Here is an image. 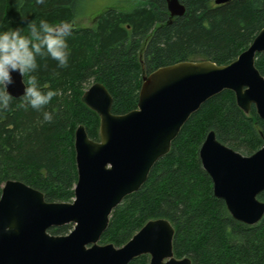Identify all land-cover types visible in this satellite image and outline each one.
<instances>
[{"label": "trees", "instance_id": "obj_1", "mask_svg": "<svg viewBox=\"0 0 264 264\" xmlns=\"http://www.w3.org/2000/svg\"><path fill=\"white\" fill-rule=\"evenodd\" d=\"M179 1L185 6L182 15L171 16L166 0H137L128 9L107 7L91 25L76 27L75 20L86 15L82 0H0V31L20 28L26 35L28 23L38 25L41 19L72 26L67 68L50 57L37 58L42 90L57 92L45 107L53 121L26 107L23 96L0 112V194L12 179L41 191L46 201H72L76 127L82 124L90 139L99 140V116L81 100L87 84L101 82L113 98L111 111L122 114L137 107L144 75L182 60L227 64L264 27L258 0ZM255 66L264 76V53L256 55ZM210 130L221 143L250 155L262 146L264 120L253 105L248 113L240 109L231 90L210 97L182 125L140 189L112 210L100 242L122 246L148 220L164 217L174 227L178 258L189 257L191 264H264V215L252 225L234 219L202 168L198 151ZM257 197L264 201V191ZM72 226L48 231L63 235ZM148 261L142 254L128 264Z\"/></svg>", "mask_w": 264, "mask_h": 264}, {"label": "water", "instance_id": "obj_2", "mask_svg": "<svg viewBox=\"0 0 264 264\" xmlns=\"http://www.w3.org/2000/svg\"><path fill=\"white\" fill-rule=\"evenodd\" d=\"M230 0H215L225 3ZM171 16L182 15L179 0H166ZM264 53V27L250 45L227 64L209 59L182 60L143 76L137 107L116 114L113 98L101 82H93L81 100L99 116V140L88 137L80 124L74 133L77 181L69 202L46 201L41 191L9 179L0 194V264H128L142 254L147 264H191L174 255V227L164 218L148 220L122 246L99 244L112 210L140 189L152 166L170 149L189 116L223 90L234 92L240 109L253 105L264 120V76L255 66ZM9 91L22 96L18 72ZM202 168L211 178L213 194L231 216L255 224L264 215V137L262 146L243 155L221 143L210 130L200 145ZM72 223L67 234H51V227Z\"/></svg>", "mask_w": 264, "mask_h": 264}, {"label": "clouds", "instance_id": "obj_3", "mask_svg": "<svg viewBox=\"0 0 264 264\" xmlns=\"http://www.w3.org/2000/svg\"><path fill=\"white\" fill-rule=\"evenodd\" d=\"M38 2L43 3L44 0ZM257 6H264V0H258ZM27 27L29 31L26 35L22 34L20 28L0 31V112L9 109L15 98L9 86L15 83L12 73L18 72L25 86L22 94L25 106L42 111L43 120L52 122L54 115L45 107L57 92L52 89L46 92L42 90L35 75L38 69L37 58L47 56L56 61L58 67L67 68L70 56L68 37L72 26L67 22L54 24L41 19L38 25L31 21Z\"/></svg>", "mask_w": 264, "mask_h": 264}, {"label": "rangeland", "instance_id": "obj_4", "mask_svg": "<svg viewBox=\"0 0 264 264\" xmlns=\"http://www.w3.org/2000/svg\"><path fill=\"white\" fill-rule=\"evenodd\" d=\"M136 1L137 0H82L81 9L83 12L86 13V15L78 17L75 20L74 25L76 27L89 26L92 24V21L94 20L95 16L99 14L102 10H104L105 8L116 6V7L128 9L133 4H135ZM90 84L91 83L87 85H90ZM98 243L105 244V243H110V242H100V239H99Z\"/></svg>", "mask_w": 264, "mask_h": 264}]
</instances>
